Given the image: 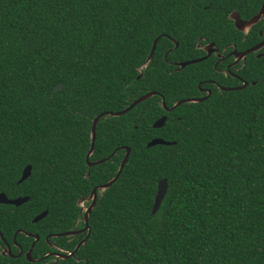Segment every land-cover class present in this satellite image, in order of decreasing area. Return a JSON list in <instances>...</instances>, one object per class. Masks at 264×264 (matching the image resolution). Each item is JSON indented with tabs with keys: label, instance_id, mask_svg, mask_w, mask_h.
<instances>
[{
	"label": "trees",
	"instance_id": "1",
	"mask_svg": "<svg viewBox=\"0 0 264 264\" xmlns=\"http://www.w3.org/2000/svg\"><path fill=\"white\" fill-rule=\"evenodd\" d=\"M261 2L0 0V193L27 197L0 204V233L8 243L16 229L38 237L31 261L0 255V264H264V54L246 57L244 88L160 106L195 98L197 83L213 78L211 57L171 64L202 55L197 43L259 39L261 21L241 40L227 14L249 19ZM149 92L97 121L88 161L108 160L87 167L91 120ZM153 138L169 145L146 147ZM126 148L117 179L97 191L85 242L71 257H44V238L75 229L76 201L116 174ZM161 179L166 193L150 214ZM81 238L47 239L66 255ZM15 242L25 250L31 238L16 233Z\"/></svg>",
	"mask_w": 264,
	"mask_h": 264
},
{
	"label": "water",
	"instance_id": "2",
	"mask_svg": "<svg viewBox=\"0 0 264 264\" xmlns=\"http://www.w3.org/2000/svg\"><path fill=\"white\" fill-rule=\"evenodd\" d=\"M260 16L264 17V0H262L261 2V5L259 7V10L257 11V13L252 16L251 18H249L248 20H241L237 13L235 11H232L228 14V19H230L232 21V24H233V27L235 30L239 31V32H244V31H247V29L250 28L251 25L255 24ZM159 37H156L153 41H152V44H151V47H150V50H149V54L148 56L146 57L145 59V62L143 64V66L147 65V63L149 62L151 56H152V53H153V50H154V47L156 45V42L158 41ZM174 45L176 46V43H174ZM261 45H264V40L254 46V47H251L250 49H248L247 51L243 52L241 54V56H244L246 53H249L251 51H254L256 49H259V47ZM211 46L212 44H209L207 46H205L203 49L205 50L206 54L205 56H203L202 58H198V59H193V60H190V61H186V62H180V63H177V67L178 69H182L183 67L187 66V65H190V64H195V63H198L204 59H206V57L209 55V53L211 52ZM61 86L60 85H57L54 87L53 89V92L58 90ZM234 89H241V87H238V88H231V89H223L224 91H231V90H234ZM155 95V92H149V93H146L138 98H136L135 100H133L132 102H130L128 104L127 107H125L124 109L118 111V112H106V113H101L99 115H97L96 117H94L92 120H91V124H90V129H89V147H88V150L84 156V162L86 164L87 167H90V166H93V165H97V164H100V163H103L105 161L108 160V157H105L101 160H97L95 162H88V157L91 155L92 153V150H93V144H94V139H95V133H94V130H95V125L97 123V121L101 118V117H117V116H120V115H123L125 114L126 112H128L131 108H133L136 104L144 101L145 99L151 97ZM205 98H202V99H184V100H180V101H177L175 102L170 108H166L163 101L161 100V103H160V106L163 110L165 111H170L172 108L176 107L177 105L181 104V103H199L201 102V100H203ZM164 121H165V117H160L158 118L153 124H152V128L156 129V128H160L163 124H164ZM155 145H169L168 142H165L161 139H158V138H153L151 139L147 144H146V147H152V146H155ZM128 152L129 150L126 148L125 149V153H124V156L123 158L121 159V162L119 163L118 165V168H117V171H116V174L109 180L107 181L106 183L102 184V185H99V186H96L94 188H92V190L90 191L89 195L85 198V199H78L76 201V206L79 207L80 204L83 202V201H89L90 200V204L84 209V215H83V220H84V226L83 228L80 230V232H86L84 238L78 243L76 244L75 248L73 249L72 252L70 253H67L66 255H60V254H55L54 257L56 259H65L67 257H71L74 253V251L80 246L82 245L86 238H87V235H88V232H89V229H88V226H87V222H86V219H87V216L89 215L93 205H94V202H95V199H96V193L97 191L99 192H102L104 190H106L107 188H109V186L117 179L123 165L125 164L126 160H127V157H128ZM112 154H110V156H112ZM109 156V157H110ZM30 174V166H25L21 173H20V177L19 179L17 180L16 184H19L21 183L22 181H24ZM166 181L165 179H161L159 180L157 183H156V192L154 194V197H153V200H152V205H151V210H150V214H154L165 193H166ZM27 200V197H22V198H15V199H7L2 193H0V204H8V205H13V206H19L20 204L26 202ZM46 212L43 211L41 213H39L38 215H36L35 217L32 218V223H36L38 220L42 219L44 216H45ZM78 232H69V233H63V234H60V235H72V234H76ZM26 236H32L33 240L28 248V250L24 253V258L27 260V261H31L30 259V252H31V249L34 245V243L37 241V236L36 235H31V234H26ZM9 254V252H8ZM50 254H47L45 255L44 257H47L49 256Z\"/></svg>",
	"mask_w": 264,
	"mask_h": 264
},
{
	"label": "flooded vegetation",
	"instance_id": "3",
	"mask_svg": "<svg viewBox=\"0 0 264 264\" xmlns=\"http://www.w3.org/2000/svg\"><path fill=\"white\" fill-rule=\"evenodd\" d=\"M228 14H227V18H228ZM241 20L245 21V20H248V18L247 19H241ZM260 21L262 22L260 30L256 31V36L259 39L256 42L252 43V44H248V43H239V44L229 43V44H225L222 47L218 48V47H215L212 43H205V44H202V45H199L197 43L196 48H199V50L202 52V55H200L198 58H202L203 56H205L206 52H205V50L203 48L205 46L209 45V44H212L211 52L209 53V55L206 58L211 57L213 59V62H212L213 78L204 79L203 81L198 82L197 85H196L197 92L195 94L197 96L195 98H190V99H202V98L206 99L210 95L212 88H215L218 91H224L223 89H231V88H238V87H241V89H242V88H244L247 85V83L239 76V73L241 72L242 67L246 64L245 59H246L247 56L252 55L254 58H259V57L263 56V54H264V51H263L264 45H261L259 47V49L251 51L249 53H246L244 56H241V54L243 52L247 51L248 49H250L251 47H254V46L260 44L264 40V17L260 16L259 20L256 23H258ZM231 23H232V21H231ZM252 26L253 25H251L250 28L247 29V31L240 32L241 35H242L241 40H244L246 38L247 34L251 33ZM198 58H196V59H198ZM177 63H180V62H177ZM177 63H171V64L173 66L176 64V66H177ZM219 83H229L231 86L225 87V86L220 85ZM234 90H240V89H234ZM205 99H203L201 101H204ZM92 162H95V161H92ZM16 198H22V197H16ZM12 199H15V198H12ZM9 200H11V199H9ZM22 204H20L19 206H21ZM89 204H90V200L88 202H85L86 207ZM1 205H7L10 208H18L19 207V206H13V205H8V204H1ZM9 211H12V209H10ZM83 215H84V211H82V207L79 206L78 210H77V213H76V218L74 220L75 229L65 232V233H69V232H78V233L72 234V235H60V233H57V235L58 236H64V237H69V236H72V237L79 236L80 237V236H82V238H81V240H82L84 238L85 234H86L85 231L84 232H80V230L84 226ZM31 220H30V222H32ZM40 220H38L37 222H39ZM3 222H26V220L23 219V218L16 219V220H9V219L5 218L3 220ZM86 222H87V219H86ZM16 233L23 234L24 236H26V234L35 235L33 233H27V232H25L22 229H16L13 232V236L11 238V242L8 243L3 238L2 234L0 233V255L1 256H8V257H11V258L12 257H19V256L24 257V253L28 249L22 250L21 245H19L18 243L15 242ZM61 234H63V233H61ZM53 235H56V234H50L48 236L51 237V238L58 237V236H53ZM48 236H46L44 238V240L46 241V244H47L48 248H50V250H51L50 252L47 253V254H50L49 256L54 257V255L57 254V252H61V253L65 252L64 250H62V249L58 248L57 246H55L54 244L50 243L48 241V239H47ZM26 237L31 238V242H32V240H33L32 236L31 237L30 236H26ZM31 242H30V244H31ZM78 243L79 242H77V244ZM30 244H29V246H30ZM11 247H13V250L15 249L14 252H11V249H12ZM8 252H9V254H8Z\"/></svg>",
	"mask_w": 264,
	"mask_h": 264
},
{
	"label": "rangeland",
	"instance_id": "4",
	"mask_svg": "<svg viewBox=\"0 0 264 264\" xmlns=\"http://www.w3.org/2000/svg\"><path fill=\"white\" fill-rule=\"evenodd\" d=\"M85 202H88V200H87V201H83V202L80 204V206L82 207V211H84V209L86 208Z\"/></svg>",
	"mask_w": 264,
	"mask_h": 264
}]
</instances>
